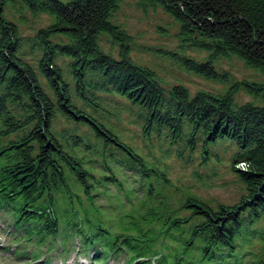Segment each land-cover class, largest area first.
<instances>
[{"label": "trees", "instance_id": "1", "mask_svg": "<svg viewBox=\"0 0 264 264\" xmlns=\"http://www.w3.org/2000/svg\"><path fill=\"white\" fill-rule=\"evenodd\" d=\"M119 1L23 0L31 12L54 17L35 37V43L43 51L39 69L54 93V100L43 88L36 69L20 56L18 27L3 16L8 0H0V157L13 164L9 177L34 201L46 191L67 192L71 173L78 177L93 202L90 192L93 185L88 182L84 160L77 156L76 146H64L53 131L58 114L90 126L103 147L116 146L137 165L135 169L147 171L145 160L137 152L74 103L70 86L56 63L58 55L65 56L71 59L76 93L84 102H91L86 92L88 86L95 88L94 92L113 91L141 111L139 118L145 122L148 134L156 131L162 135L167 130L172 143L185 141L192 151L199 139L203 140L205 152L209 144L220 140L232 141L238 147L232 171L247 191L239 203L214 208L197 196H190L181 205V209L189 211V216H182L166 196L148 206L146 203L156 194L148 186L144 200L148 209L130 219L129 229L138 231L141 237L147 234L157 237L152 224L158 223L162 231L176 232L185 251L199 250L205 262L222 259L217 255L220 249H228L233 257L252 256L249 250H240L241 242L237 240L243 238L239 235L245 226L244 213L248 211L258 220L264 212V105L252 102L239 105L235 94L243 90L264 101V82L242 80L224 93L200 90L193 96L182 84L166 90L154 70L128 56L125 41L130 36L110 20ZM143 1L162 6L179 22L182 42H191L208 52L205 61L178 56L189 72L206 79H219L221 75L214 62L219 57L237 56L264 74V0ZM102 33L121 42L119 59L100 48ZM54 36H63L68 43L55 42ZM12 133L14 138L1 142ZM238 162H243V168L236 166ZM184 227L188 232L182 239ZM137 249L144 247L138 245ZM257 264H264V260L259 259Z\"/></svg>", "mask_w": 264, "mask_h": 264}, {"label": "rangeland", "instance_id": "2", "mask_svg": "<svg viewBox=\"0 0 264 264\" xmlns=\"http://www.w3.org/2000/svg\"><path fill=\"white\" fill-rule=\"evenodd\" d=\"M3 16L17 25L21 37L20 56L36 69L43 88L55 100L53 91L39 69L43 51L35 43L37 32L48 27L54 17L47 13L31 12L23 0H8L4 5ZM110 20L119 30L130 36L125 41L128 45V56L135 63L154 70L168 91L174 85L182 84L193 96L200 90L224 93L235 82L242 80L264 82L263 73L247 66L237 56L219 57L214 62L221 75L219 79H206L189 72L180 63L178 56L205 61L208 52L191 45V42H182L179 22L160 5L153 6L143 0H120ZM52 39L55 42L68 43L67 38L63 36H54ZM99 44L104 52L120 58L121 42L110 34L102 33L99 36ZM56 63L70 86L74 103L118 135L122 142L148 162L149 181L161 195L171 198L172 206L178 209L177 213L189 216V211L181 209V205L190 196H197L215 208L220 204H237L247 194L245 185L232 171L234 156L238 152V147L232 141L220 140L209 144L205 152L203 140L199 139L192 151L185 141L172 143L166 135L167 130H164L162 135L156 131L148 134L145 122L139 118L141 111L127 99L113 91L94 92L95 88L88 86L86 92L91 102H84L76 93L77 83L71 72V59L58 55ZM235 98L239 105L246 102L264 105L261 98L249 95L243 90L238 91ZM53 131L61 138L64 146H76L77 156L84 160L91 182L98 189L95 191L99 194L98 199H102L100 194L104 188L116 189L113 184L104 180L110 176L127 183L125 185L134 188L136 192H142L143 180L136 170L130 169L127 154L114 145L103 147L102 141L96 139L90 126L75 123L58 114L53 123ZM14 137L13 133L6 135L3 142ZM159 172H162L167 180L162 178ZM70 186L73 194L78 196L76 199L85 201L86 196L73 176L70 177ZM129 208L128 206L126 210ZM107 213H111L110 209H107ZM244 218L245 226L239 235L243 238L238 239L241 242L240 250L250 251L252 256L247 258L254 256L264 260V212L255 220L246 211ZM122 224H125V221ZM178 244L179 242L169 237H160L153 249L158 248L162 252L174 254L173 250L181 248ZM191 254L195 257L199 255L197 250Z\"/></svg>", "mask_w": 264, "mask_h": 264}]
</instances>
